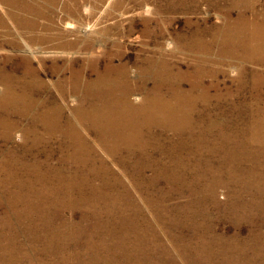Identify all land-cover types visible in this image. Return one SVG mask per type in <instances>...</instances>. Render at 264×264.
Returning a JSON list of instances; mask_svg holds the SVG:
<instances>
[{"label":"rangeland","instance_id":"rangeland-1","mask_svg":"<svg viewBox=\"0 0 264 264\" xmlns=\"http://www.w3.org/2000/svg\"><path fill=\"white\" fill-rule=\"evenodd\" d=\"M0 264H264V0H0Z\"/></svg>","mask_w":264,"mask_h":264},{"label":"bare ground","instance_id":"bare-ground-1","mask_svg":"<svg viewBox=\"0 0 264 264\" xmlns=\"http://www.w3.org/2000/svg\"><path fill=\"white\" fill-rule=\"evenodd\" d=\"M253 25V24H252ZM102 47V46H101ZM92 52V51H91ZM235 67V66H234ZM190 73V72H189ZM124 76V74L122 73L121 75H120V78L121 77H123ZM94 81V80H93ZM93 81H91L92 83H93ZM88 84H89V82H88ZM91 84V83H90ZM94 84H95V86L98 88V90H99V88L100 89H102L103 90V92H104V90L105 91H108V92H105V93H110V92H112L111 90H113L114 88H116V84H117V78L115 79V78H112V77H109L107 74H104V73H97L96 74V77H95V81H94ZM92 86V85H91ZM92 88V87H91ZM93 89V88H92ZM100 91V90H99ZM101 92V91H100ZM103 92H101L102 94H103ZM105 93H104V95H105ZM98 94V93H97ZM95 95V94H94ZM93 95V96H94ZM99 97V96H98ZM102 97V96H101ZM107 97V96H106ZM109 97V96H108ZM100 99V98H99ZM102 99V98H101ZM75 100V99H74ZM89 100V99H88ZM109 100V99H108ZM104 101V100H103ZM89 102V101H88ZM90 102H92V101H90ZM102 102V101H101ZM106 102V101H105ZM103 103V105L102 106H104V107H106L107 109H109V108H112V106L114 105V100H110L109 101V104H107V103ZM122 103L121 104V107L122 108H124V107H126V106H128V104H127V101H126V97H123V99H120L119 101H118V103ZM212 102V101H211ZM90 105V104H89ZM95 105V104H94ZM88 106V105H87ZM93 106V105H92ZM100 106V105H99ZM97 108V107H96ZM105 108V109H106ZM93 110V109H92ZM90 111H91V109H90ZM97 111V110H96ZM93 113V112H92ZM96 114L94 113V115L93 116H95ZM124 116V115H123ZM90 117L92 118V115H90ZM38 135V134H37ZM100 137V136H99ZM98 139V138H97ZM83 145V144H82ZM116 168V167H115Z\"/></svg>","mask_w":264,"mask_h":264}]
</instances>
